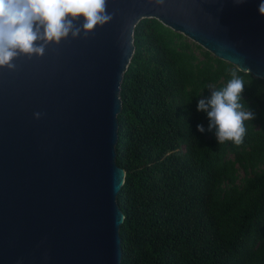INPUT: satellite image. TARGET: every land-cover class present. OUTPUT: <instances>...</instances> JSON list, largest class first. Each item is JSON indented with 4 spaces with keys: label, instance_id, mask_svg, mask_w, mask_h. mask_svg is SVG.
I'll list each match as a JSON object with an SVG mask.
<instances>
[{
    "label": "water",
    "instance_id": "water-1",
    "mask_svg": "<svg viewBox=\"0 0 264 264\" xmlns=\"http://www.w3.org/2000/svg\"><path fill=\"white\" fill-rule=\"evenodd\" d=\"M257 4L107 0L103 27L0 68V264H121L117 116L134 30L155 19L264 80Z\"/></svg>",
    "mask_w": 264,
    "mask_h": 264
},
{
    "label": "trees",
    "instance_id": "trees-1",
    "mask_svg": "<svg viewBox=\"0 0 264 264\" xmlns=\"http://www.w3.org/2000/svg\"><path fill=\"white\" fill-rule=\"evenodd\" d=\"M133 46L117 116L121 264H264V80L155 19L138 24ZM232 71L255 118L241 144H217L196 104Z\"/></svg>",
    "mask_w": 264,
    "mask_h": 264
},
{
    "label": "clouds",
    "instance_id": "clouds-1",
    "mask_svg": "<svg viewBox=\"0 0 264 264\" xmlns=\"http://www.w3.org/2000/svg\"><path fill=\"white\" fill-rule=\"evenodd\" d=\"M234 2L241 4L244 0ZM106 3L107 0H0V68L14 70L12 61L20 55L39 58L50 44L58 45L69 36L76 39L103 27L112 20ZM257 12L264 17V0H258ZM244 88L242 76L232 71L223 86H210V95L197 100L196 109L205 114L207 130L214 133L217 144H241L245 122L255 118L243 100ZM33 115L38 119L40 113ZM196 128L200 133L206 130L202 124Z\"/></svg>",
    "mask_w": 264,
    "mask_h": 264
},
{
    "label": "rangeland",
    "instance_id": "rangeland-1",
    "mask_svg": "<svg viewBox=\"0 0 264 264\" xmlns=\"http://www.w3.org/2000/svg\"><path fill=\"white\" fill-rule=\"evenodd\" d=\"M164 27V26H163ZM166 28V27H165ZM168 29V28H167ZM170 30V29H169ZM184 37V36H183ZM185 38V37H184ZM187 40V42H191L193 43L192 41L188 40L187 38H185ZM195 44V43H194ZM262 168V166L260 167ZM242 177H243V173L242 171H239L238 172V179H237V184H241L242 183Z\"/></svg>",
    "mask_w": 264,
    "mask_h": 264
}]
</instances>
